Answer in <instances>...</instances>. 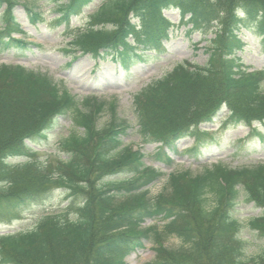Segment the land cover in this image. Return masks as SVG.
Wrapping results in <instances>:
<instances>
[{
  "label": "trees",
  "instance_id": "obj_1",
  "mask_svg": "<svg viewBox=\"0 0 264 264\" xmlns=\"http://www.w3.org/2000/svg\"><path fill=\"white\" fill-rule=\"evenodd\" d=\"M55 0V23L64 27L73 60L75 53L93 59L111 56L124 66L147 55L137 51L160 49L173 25L163 11L178 12L180 25H191L207 42L204 65L183 62L144 87L133 97L137 134L144 143L169 149L193 138L189 154L202 146L206 131L225 106L223 129L264 126V72L247 73L234 53L244 43L241 29L261 38L264 46V0H102L86 16L85 24L69 30L73 18L94 0ZM17 0H0L3 26L0 50L27 46L12 15ZM25 1L30 19L38 17ZM207 35L212 38L205 39ZM130 40V41H129ZM164 51L158 50L156 55ZM78 58V57H77ZM114 111L112 103L88 96H72L50 77L22 66L0 65V213L37 202L61 189L69 206L46 215L28 231L0 235V264H124L123 259L149 240L155 253L148 264H264V252L248 258L240 237L244 223L238 207L253 203L263 213L248 226L264 238V166L230 169L212 165L200 174L170 173L167 190L148 198L147 186L162 173L145 167L143 155L122 142L131 128L123 119L98 127V116ZM71 123L60 137L58 152L40 163L27 143L46 140L57 121ZM252 133L263 140L257 128ZM166 167L172 160L159 148L152 158ZM24 158L13 165L8 161ZM125 174L121 180L113 176ZM239 205V206H238ZM70 217H69V216ZM164 221L140 229L145 220ZM174 237L177 247L163 245Z\"/></svg>",
  "mask_w": 264,
  "mask_h": 264
},
{
  "label": "rangeland",
  "instance_id": "obj_2",
  "mask_svg": "<svg viewBox=\"0 0 264 264\" xmlns=\"http://www.w3.org/2000/svg\"><path fill=\"white\" fill-rule=\"evenodd\" d=\"M25 1L32 3L29 7L38 15L34 22L23 6L19 5ZM101 1L94 0L90 8L84 10L81 16L73 18L69 30L73 31L76 27L84 26L86 16ZM63 2L66 0L58 2V4ZM2 11L3 8L0 9V14ZM12 14L17 23L21 25L24 38L22 35L20 36L27 43V46L23 47L24 49L16 47L17 45L6 49L2 48L0 50V65H20L25 69L46 75L61 87L63 86L78 100L93 96L98 100L114 103L115 110H105L98 116L96 123L98 127H102L114 118L123 119L129 123L131 128L127 135L122 138V142L138 149L144 155L142 161L145 166L158 168L164 173L162 178L148 188L150 198H154L165 189L166 175L172 171H187L191 174H197L202 169H207L214 164H222L232 169L264 165V143L260 144L252 136L246 138L243 143L239 142L244 139L249 131L245 127H237L221 135L219 132L221 123L216 122L207 126L208 133H212L215 140L212 143L207 138L206 146L198 148L200 153L198 157L178 154L189 149L192 146V140L177 142L174 150H167L168 155L173 160V165L170 168H165L153 160L152 156L158 150V144H144L140 141L136 133L138 127L134 115V95L145 86L160 79L178 63L188 61L202 65L207 59L204 52L206 43L203 42V36L199 33L187 34L189 26L178 25L179 17L176 11L170 9L163 12L164 16L175 25L169 42L162 44L161 48L165 52L158 56L144 57V61L133 59L128 66L113 60L111 56L93 59L88 55L79 57L80 53L78 52L74 54L76 57L74 60L70 58L72 54L67 48L70 37L67 36L68 33L64 31V27L57 25L54 20L57 17L55 0H17V4L12 9ZM1 24L0 21V28ZM20 36L13 35L12 37L19 39ZM239 36L246 44L242 52L237 53L241 64L250 71H264V48L260 39L245 31H240ZM206 37L209 39L211 35ZM137 53L139 52L137 51ZM71 128L70 122L66 119H59L56 128L48 133L46 140L36 142V147L32 145L37 161L44 163L52 158L58 152L59 138L66 137ZM259 129L264 131V126H259ZM25 160L24 158H15L8 162L16 165ZM113 177L121 180L126 175ZM64 195L63 190L54 189L37 202L31 201L18 207H12L5 213L1 212L0 234L31 230L40 218L59 213L67 205ZM238 211L237 217L244 223L241 237L245 240L246 256L255 258L264 252V239L254 236L250 227L246 226V222L248 219L259 215L261 210L243 202L238 207ZM152 225L161 227L162 224L145 221L142 227L147 228ZM163 244L174 248L178 246L179 242L170 237L165 239ZM151 247L152 245L146 242L144 249L128 255L124 259V264L151 262L154 259Z\"/></svg>",
  "mask_w": 264,
  "mask_h": 264
}]
</instances>
